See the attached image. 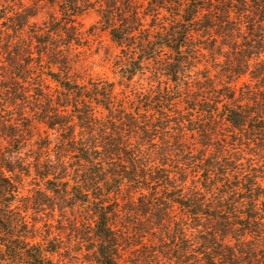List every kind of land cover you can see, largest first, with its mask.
I'll use <instances>...</instances> for the list:
<instances>
[{"label":"clouds","instance_id":"clouds-1","mask_svg":"<svg viewBox=\"0 0 264 264\" xmlns=\"http://www.w3.org/2000/svg\"><path fill=\"white\" fill-rule=\"evenodd\" d=\"M27 6L26 3L5 5L6 8H13V11H21ZM77 6L85 10L76 16L69 13V23L57 7H50L45 0H40L37 4V15L31 18L30 25L9 41V50L19 44L28 48L35 57L34 37L48 33L51 22L66 24L76 32V38L68 44L62 42L63 33H48L50 44L55 42L52 45L54 53L67 58V67L62 70L43 54L38 63L33 59L27 66L28 74L24 79L14 76L17 83L26 90L25 100L22 103L6 104L4 112L0 114L19 128L20 121L25 118L33 120L36 124L39 106L45 102H49L50 107H56L62 115L72 113L74 116V106L87 108L94 127L90 130L79 128L77 134L74 118L71 123L74 139L78 143L89 144L93 150L100 147L91 145V140L105 126V116L107 120L131 116L137 120L139 128L146 131L152 129L147 140L139 134L130 133L126 142V148H132L136 155L134 165L144 170V183L131 188L124 179L117 184L116 189H111L115 178L108 169L119 165L97 157L103 178L97 179L94 188L84 190L88 196L86 201L78 202L69 209L62 205L52 192L46 190V183L49 180L58 185L66 183L68 187L65 191L68 195L65 200L70 198L71 189L80 188L78 177L81 169L77 157L72 154V150L63 146L61 130L49 129L43 123L36 124L35 128L30 129V136L22 132L15 140H0V154L12 165L19 163L21 168L27 170L25 174L15 168L12 172L0 168V174L15 188L5 209L14 219V231L9 239L23 240L27 248L39 247L43 252L45 264H89L85 257L90 256L94 249L85 251L87 245L77 235V231L81 225L91 226L90 217L95 204L103 202L112 206L116 202L125 203L132 198L133 192L139 197L146 196L157 201L158 204L161 201L167 203L169 194L189 196L197 193L203 200L212 204L227 201L231 197L235 202V209L246 208L249 202L253 203L258 213V232H246L238 235L236 239L230 237L225 243L233 246L237 252L238 247L251 249L255 254L251 264H264V148L255 138L246 135L247 124L242 130L231 127L225 112L227 106L246 112L249 121L264 120V80L252 76L256 67L264 64V50L248 55L242 64L243 70L232 75L231 79L230 73L223 71L226 64L233 59V45H242L246 39H250L245 19L247 14L231 17L240 27L236 37L229 44L222 46L219 55L208 56L207 50L197 43L198 40L207 38L194 37L190 49V65L186 66L183 73L173 82L159 70L160 64L171 62L170 54H165L166 50L158 48L156 51L160 55L154 54L150 58L143 55V48L154 43L156 32L165 31L171 22V14L167 8L148 14H145L143 7L139 8L138 24L135 30L128 34L129 43L116 46L110 43L111 29L103 22L104 4L95 3L93 7L85 8V5L77 0ZM117 14L114 12V15ZM7 15H12V12ZM153 20L157 21L158 26L152 25ZM132 64L139 67L132 70ZM0 70H7V61L3 56H0ZM202 81L210 83V86L206 90L201 88L200 93L193 98V91ZM65 82H70L76 94L69 96L66 104L62 101L63 106L55 105L52 102L65 93ZM37 89L40 95H36ZM223 89L230 90L231 100L218 93L217 90ZM161 100H164V103H161ZM189 101L193 103V108L187 106ZM201 104L209 106L206 115L199 111ZM17 113L21 114L19 119ZM156 119L165 121L166 126L162 129L159 125L153 128L152 121ZM194 120L208 121L211 139L220 145V151H215V144L200 145L197 150L199 132L195 127H188ZM189 132L191 135L185 146L177 148L170 143L174 137L189 136ZM43 136L47 137L48 144L46 148L40 149L39 142ZM232 137L238 139L234 142ZM211 159L221 163L229 161L233 167L226 169L223 175L215 173L204 181L201 174L205 171L206 161ZM44 166H48L50 173L42 179L37 175V170ZM153 171H164L167 181L157 185L154 179H150ZM61 172L64 174L60 175ZM17 176L19 180L16 179ZM234 178L239 182L238 186L228 190L227 186ZM250 179L254 181V188L259 189L262 194L255 196L252 201L247 198L240 199L237 194L244 191L242 185L247 184ZM37 191L45 192L53 202L51 207L47 204L39 208L30 206L31 198ZM167 210L171 212L170 219L162 221L159 225L153 224L147 216L140 221L148 230L136 236L135 243L117 250L116 264H133V261L141 264L143 257L140 254L146 247L155 249L148 258L149 264H177L176 257L164 246L175 247L171 244L169 233L177 219L186 218L177 217L171 205ZM68 225L72 227L69 228ZM115 227L125 238L132 234V225L127 221L121 219ZM182 227L185 238L193 241L185 256L191 255L193 259L189 264H196V261L200 260V255L194 251L198 247L196 234L201 228L192 227L190 221L182 224ZM21 228L24 229L23 233ZM53 239L59 247L50 254L44 251V248L48 241ZM164 252L168 254L165 255ZM23 260V252L11 258L7 253V241L0 244V264H23ZM245 264L248 262L245 261Z\"/></svg>","mask_w":264,"mask_h":264},{"label":"trees","instance_id":"trees-1","mask_svg":"<svg viewBox=\"0 0 264 264\" xmlns=\"http://www.w3.org/2000/svg\"><path fill=\"white\" fill-rule=\"evenodd\" d=\"M27 0H3L0 4V56L5 57L7 61V70H0V113L4 112L5 105L22 103L25 100V89L17 83L15 77L24 79L27 76V66L33 61L39 62L41 55L48 57V60L53 64H58L61 69L67 67V58L57 55L53 51L50 44L48 33H63V43L68 44L76 38L74 28H69L66 24L60 22H51L49 24L48 33L44 35H36L34 37L33 50L35 57L29 52L28 48L22 45H15L9 50V41L25 30L31 23V18L37 15V4L40 0H32V4L28 5ZM48 6L57 7L59 11L64 13V19H69V13L72 16L81 14L85 9L77 6V0H45ZM27 4L21 11H13V8H6L5 5H20ZM85 8H91L95 3L104 4L103 22L104 25L111 29L110 41L119 46L128 44V34L135 30L138 24L137 12L139 8L145 9V14L155 13L162 8H167L171 14L170 23L165 31H157L155 34L154 43L143 48L145 57L160 55L156 49L166 50L165 54H170L171 62H165L159 65V70L165 73L171 81H175L178 75L183 73L186 66L190 65L192 40L199 36L207 39H200L197 43L207 50L208 56L219 55L222 51V46L229 44L236 37L240 25L232 20V16H241L247 14V32L250 39L242 45H233V59L227 63L223 69L224 73L232 75L239 74L242 69V64L246 57L250 54L264 50V0H80ZM119 6V7H117ZM12 12V15H7ZM114 12L118 13L114 15ZM123 13H127L124 15ZM152 25H157V21L153 20ZM158 26V25H157ZM147 39V37H145ZM79 43V41H77ZM22 61V63H21ZM139 67L137 64H132L131 69L136 70ZM207 75V73H204ZM253 78L264 80V64L258 65L252 73ZM210 86V83L199 82L198 87L193 91V98L200 93L201 88L205 89ZM65 93L52 103L63 106L68 102V97L75 95V89L70 82L64 84ZM218 93L226 95V98L231 100L232 93L228 89L217 90ZM36 95H40L39 90H36ZM166 99V98H165ZM63 101V104H62ZM164 103V100L160 101ZM189 108H193V103L188 102ZM75 107L74 116L62 115L54 106L50 107L49 102L39 106V113L35 118L36 124L43 123L47 128H56L61 130V137L64 142V147L72 150V154L77 157V163L80 166V174L78 177L80 188L73 187L71 196L67 200L68 195L65 191L68 187L66 183L57 184L49 180L46 183V190L52 192L60 201V203L69 209L73 208L78 202L82 203L88 199L86 189L94 188L98 178H103L99 162L100 160L107 161L119 167L108 169L115 178V183L111 184V189H116L120 181L126 179L131 188L139 183H144V170L134 165L136 155L132 148H126L128 136L130 133L139 134L145 140L148 139L152 129L145 130L138 127L136 119L128 116L127 118L117 117L113 120H107L106 124L101 128L99 134L92 138L91 145H99L98 149L93 150V147L87 143L81 144L74 139V129L71 119L76 121V132L79 128L90 130L94 125L89 117L88 109ZM209 106L201 104L199 111L207 114ZM151 111V109H149ZM226 120L230 126L242 130L247 124L246 135L255 138L258 144L264 148V120H248V114L244 111L233 110L225 106ZM10 115V113H9ZM20 113H17V119L20 118ZM99 121V117H97ZM36 124L33 120L23 119L20 121V127H15L8 122L6 116L0 114V140H15L21 136V133L32 134L30 129L35 128ZM153 128L157 125L162 129L166 126V122L161 119L152 121ZM189 129L195 127L198 132V144L212 146L215 144V151H220V145L215 143L210 136V126L207 120H194ZM189 136L174 137L170 143L175 147L180 148L185 146L190 138ZM22 138V137H21ZM238 138L232 137L235 142ZM18 143V141H15ZM48 139L46 136L39 142V148L47 147ZM229 161L218 162L216 159L207 160L205 171L201 174L202 180L215 173L223 175L226 169L232 168ZM0 168L7 169L12 172L14 168L18 171L25 172L27 170L21 168L19 163L12 165L7 159L0 154ZM50 173L48 166H44L37 170V175L42 179ZM64 173L61 172L60 175ZM19 180V176L16 177ZM150 179H154L157 185H162L167 181V176L164 171H153ZM238 181L234 178L227 186L228 190H232L238 186ZM254 181L248 180L247 184H243L244 191L238 193L240 199L247 198L252 201L255 196L260 193L259 189L254 188ZM206 186V184H205ZM15 191L9 180L0 174V244L7 241V253L9 257L15 258L20 252L24 254L23 264H45L43 252L39 247L27 248L23 240H10L14 228V219L5 211L11 196ZM175 201V203H174ZM52 200L49 199L44 191H37L31 198L30 206L39 208L43 204L52 206ZM232 198L227 201L209 203L202 199L197 193L189 196H176L169 194L167 203L163 201L157 203L152 199L137 196L136 192L132 193V198L125 203L116 202L112 206L103 202L95 204L92 207V223L90 227L80 226L77 235L87 245L85 249L88 252L91 249L90 256H86L89 264H116V253L118 249L124 248L129 244L136 242V236L142 235L148 230L147 226L140 222L145 216L149 217L153 224L159 225L162 221L170 219L171 212L167 209L169 205L177 219L169 233L173 248H168L172 256L176 257L177 264H189L193 259L191 255L185 256V253L192 247L193 241L184 236V228L182 224L191 222L192 227L199 226L201 231L196 234V242L198 247L194 249L195 253L200 255V260L196 264H251V259H254L255 254L251 249L239 248L238 252L234 251L233 246L225 243L230 237L236 239L238 235H243L248 232H258V213L255 210L253 203L249 202L246 208L235 209ZM240 217H243L241 219ZM127 221L132 225V234L125 238L115 227L119 220ZM238 226V227H237ZM69 228L72 225H68ZM24 229L21 228V233ZM59 247L55 239L48 241L44 251L48 253L55 252ZM155 249L144 248L141 251V264H149L148 258ZM164 251V249H161ZM168 252H164L165 255ZM67 255V254H65ZM133 264H136L133 261Z\"/></svg>","mask_w":264,"mask_h":264},{"label":"rangeland","instance_id":"rangeland-1","mask_svg":"<svg viewBox=\"0 0 264 264\" xmlns=\"http://www.w3.org/2000/svg\"><path fill=\"white\" fill-rule=\"evenodd\" d=\"M3 0H0V4H2ZM26 3L28 5H31L32 4V0H27ZM89 35H91V32H89ZM111 44H113L111 41H110Z\"/></svg>","mask_w":264,"mask_h":264}]
</instances>
